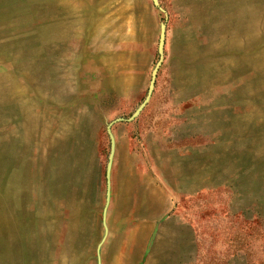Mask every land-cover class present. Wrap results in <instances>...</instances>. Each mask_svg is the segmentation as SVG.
Here are the masks:
<instances>
[{"label":"rangeland","instance_id":"374dc122","mask_svg":"<svg viewBox=\"0 0 264 264\" xmlns=\"http://www.w3.org/2000/svg\"><path fill=\"white\" fill-rule=\"evenodd\" d=\"M156 3L0 0V264H264V0Z\"/></svg>","mask_w":264,"mask_h":264},{"label":"water","instance_id":"95a60500","mask_svg":"<svg viewBox=\"0 0 264 264\" xmlns=\"http://www.w3.org/2000/svg\"><path fill=\"white\" fill-rule=\"evenodd\" d=\"M153 2H154V4H157L156 0H153ZM163 38H164V23L162 22L160 24L158 46H157L159 60L155 64V66L153 67V69L151 71L150 80H149V84H148V88H147V92H146L145 97L140 102V104L134 109V111L130 114V116H128L127 118L117 117V118L111 120L110 122H108L106 124V132H107V135H108V138H109V152H108L106 168H105L106 177H108V170H109V167H110V162H111V157H112V152H113V147H114V142H113L112 134L110 132V128L109 127H110L111 123L116 122V121H129V120H131L133 117H135L139 113V111L142 109V107L144 106V104L148 100L150 92H151V89H152V86H153L156 69H157V67L159 65V62H160L161 58H162ZM107 197H108V190H106V197H105L106 200L105 201H107Z\"/></svg>","mask_w":264,"mask_h":264}]
</instances>
